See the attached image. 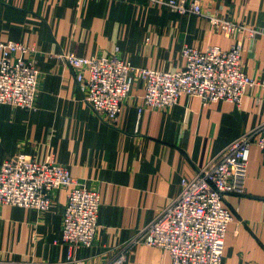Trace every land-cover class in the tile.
I'll return each instance as SVG.
<instances>
[{"label":"crops","instance_id":"0c3cea01","mask_svg":"<svg viewBox=\"0 0 264 264\" xmlns=\"http://www.w3.org/2000/svg\"><path fill=\"white\" fill-rule=\"evenodd\" d=\"M197 1L205 13L263 35L226 37L204 18L149 0H0V43L35 49L26 59L39 74L33 111L0 105V165L21 155L39 163L52 159L74 184L100 195L95 240L71 258L61 242L65 189L54 193L44 213L0 206V264H110L121 253L122 264H170L162 249L124 245L172 203L182 180L264 126V89L249 88L239 105L202 106L181 96L167 110L138 113L143 86L137 80L118 122L109 126L82 102L72 69L58 55H117L135 68L174 72L184 65V46L227 50L240 41L245 73L264 80V0ZM224 205L233 221L221 264H264V161L256 146L249 149L243 192L227 195Z\"/></svg>","mask_w":264,"mask_h":264},{"label":"built area","instance_id":"2783aa9c","mask_svg":"<svg viewBox=\"0 0 264 264\" xmlns=\"http://www.w3.org/2000/svg\"><path fill=\"white\" fill-rule=\"evenodd\" d=\"M149 1L178 15L204 18L215 32L226 37L246 34L247 38L255 39L263 35L261 30L205 13L197 0ZM34 52L35 49L17 42L0 43V105L26 111L35 109L39 74L26 59V55ZM181 56L184 65L180 70L164 72L132 67L117 55L89 58L74 53L58 55L72 69L82 102L109 126L118 122L124 101L137 80L143 86L138 113L144 108L167 110L181 96L195 97L202 106L221 101L239 105L249 88L264 89V80H253L245 73L240 41L227 50L208 46L201 51L184 46ZM263 130L264 126L241 135L199 169L192 180H182L178 196L124 248L131 251L143 245L162 249L168 253L170 264H221L227 228L233 221L224 200L229 194L243 192L251 146L259 149L264 161ZM60 189L67 191L61 242L67 246L71 258L75 250L89 249L95 240L99 192L74 184L66 167L52 159L39 163L21 155L0 165V206L44 213ZM124 257L121 253L110 264H122Z\"/></svg>","mask_w":264,"mask_h":264}]
</instances>
